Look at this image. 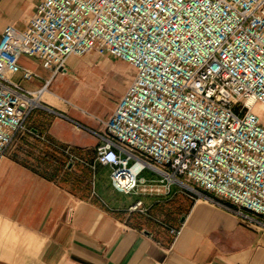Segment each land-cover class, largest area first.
<instances>
[{"label":"built area","instance_id":"obj_1","mask_svg":"<svg viewBox=\"0 0 264 264\" xmlns=\"http://www.w3.org/2000/svg\"><path fill=\"white\" fill-rule=\"evenodd\" d=\"M91 51L128 62L136 74L99 119L104 143L85 164L109 166L118 191L160 196L178 186L264 230V119L254 110L264 105V0H42L24 29L9 24L0 33V164L30 130L26 118L51 82L31 91L12 80L19 71L38 76L20 57L56 75L70 56Z\"/></svg>","mask_w":264,"mask_h":264},{"label":"crops","instance_id":"obj_2","mask_svg":"<svg viewBox=\"0 0 264 264\" xmlns=\"http://www.w3.org/2000/svg\"><path fill=\"white\" fill-rule=\"evenodd\" d=\"M41 1L0 0V33L9 24L24 29ZM20 64L38 74L14 73L22 88L38 91L51 82L26 118L30 130L0 164V264H264V230L178 186L160 196L118 191L109 166L85 164L104 143L99 119L112 113L90 108L103 96V72L86 73L75 56L56 75L34 57L21 56ZM77 73L87 74L95 90L75 81ZM42 137L83 161H69ZM147 171V179L156 178ZM138 200L146 210H129ZM179 228L176 236L172 229Z\"/></svg>","mask_w":264,"mask_h":264},{"label":"rangeland","instance_id":"obj_3","mask_svg":"<svg viewBox=\"0 0 264 264\" xmlns=\"http://www.w3.org/2000/svg\"><path fill=\"white\" fill-rule=\"evenodd\" d=\"M76 58L83 60L85 64V68L83 70H85L86 73L89 70H92L95 73L103 72V80L99 85V91L103 93V96H101V99L99 100V102H97L98 105L95 104L90 107L91 110H113L115 103L126 91L132 79L134 78L136 69L128 62L120 58L112 57L106 52L91 51L81 57ZM75 81L85 83L87 87L86 90L90 88V93L91 91H93V89L95 90V88H91L94 83H92V79L88 78L87 74L78 75L77 73ZM260 110H262V112L258 113L264 119V107H262ZM21 136L23 135L18 136L17 139H19ZM141 175L149 178L152 174L147 170H144ZM116 196L120 199L126 198V196L121 194H116Z\"/></svg>","mask_w":264,"mask_h":264},{"label":"bare ground","instance_id":"obj_4","mask_svg":"<svg viewBox=\"0 0 264 264\" xmlns=\"http://www.w3.org/2000/svg\"><path fill=\"white\" fill-rule=\"evenodd\" d=\"M262 107H264V105H262V104H256V105L254 106V110H255L256 112H260L259 110H260Z\"/></svg>","mask_w":264,"mask_h":264}]
</instances>
